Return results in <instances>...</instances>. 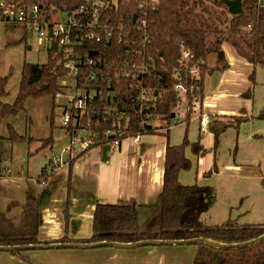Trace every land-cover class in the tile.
Segmentation results:
<instances>
[{
    "label": "trees",
    "instance_id": "1",
    "mask_svg": "<svg viewBox=\"0 0 264 264\" xmlns=\"http://www.w3.org/2000/svg\"><path fill=\"white\" fill-rule=\"evenodd\" d=\"M261 1L244 0L243 11L238 15L230 14L224 0H158L155 7L150 5L143 10L137 7L136 1L133 0L128 4H122L118 11L112 12L113 21L119 22L124 17V23L130 27L131 39L127 43L117 41L97 43L86 40L82 45H74L72 52L81 55L83 61L88 51L89 54L92 52V55L99 53L106 57L108 63L120 54L122 60L119 64L122 65V62L127 60L132 63L131 67L134 64L140 67L146 64L147 72L142 77L135 76V73L131 77L121 73L119 80H114L110 87L105 81L92 80L93 70L89 67L77 73L76 87L86 92H95L88 117H84L83 120L84 126L92 135L100 136L92 145L83 149L78 157L92 147L110 146L115 137L105 139L104 132L107 129H127L130 136L137 133L141 135L156 133L161 129L151 124H147L145 129L138 126L140 120L145 118L138 111L137 95L141 88L163 92L159 100L145 109L144 115L150 117L158 115L169 126L176 105L172 73L179 63L182 45L193 53L194 62L200 64V77L194 80L193 84L202 98L206 75L215 71H225L229 67L224 50L225 43L231 44L236 53L253 66L249 78L254 81L255 68L257 66L264 68V4H261ZM13 3L19 7L38 4L44 11L55 8L74 11L82 0H13ZM9 25L23 27L24 37L27 38L24 26ZM211 54L217 57L214 67H208L207 64ZM67 55L66 48L58 50L54 45L48 49V59L45 63L25 62L22 66L18 93L12 103L3 101V98L9 94L7 90L9 76L0 74V121L9 116H16L24 109V103L28 98L51 96L55 99L56 94L62 91L61 81L68 73L63 65ZM112 75L113 73L107 74V76ZM110 91H115V104L111 101L107 104L102 99L103 94ZM109 106L116 107L117 111L107 112ZM54 111L53 106L51 123L54 121ZM123 113L126 115L121 119L120 115ZM258 118L264 119V108ZM9 128L10 140L13 142L26 140L25 136L20 135L13 126ZM226 128L227 125L224 124L215 130V146L219 142L220 134ZM65 129L69 135L74 134L71 126ZM165 134L168 135V132ZM2 138L0 134V140ZM187 147H191L195 155L202 153L201 141L198 139L196 142H190L187 133L180 144L167 143L162 196L155 211L147 214L143 210L144 207L135 201L130 203L98 201L93 214L91 236L75 241L132 243L148 239L187 240L205 237L218 243L234 244L263 235L264 223L239 225L233 220H228L222 224L206 225L199 220L198 205L204 187L198 183L186 185L179 180L182 170L192 168V160L186 154ZM75 159L70 158L68 163L72 165ZM215 170L216 168L206 172L205 175L209 176ZM69 182L66 219H69L67 212L71 193ZM261 183L264 188V178ZM16 204L17 202L10 203L8 210ZM39 208L38 199L27 200L24 212L17 222L0 213V246L74 241L67 235L53 241L40 240ZM196 245L198 250L194 260L197 264H264V239L252 245L230 249L216 248L203 242ZM24 251L15 250L11 253L31 263L28 256L22 254Z\"/></svg>",
    "mask_w": 264,
    "mask_h": 264
},
{
    "label": "crops",
    "instance_id": "2",
    "mask_svg": "<svg viewBox=\"0 0 264 264\" xmlns=\"http://www.w3.org/2000/svg\"><path fill=\"white\" fill-rule=\"evenodd\" d=\"M209 60L210 56L207 64L211 67ZM232 68L229 63L227 70L215 71L205 77L202 109L209 118L207 131L200 130L198 117L191 120L190 116L187 123L172 125L171 122L157 130L156 133L163 134V137L155 141L141 140L139 144L132 141L134 147L124 149L121 146L119 156L127 163L116 167L103 163L93 166L83 163L80 160L82 155L77 156L72 165L64 163L68 175L63 182L56 181L59 174L56 172L64 166L52 170L51 181L50 175L43 170L46 182L39 184L48 185L47 189L38 188L15 167V174H11L10 163L0 172V213L17 222L27 200L38 199L44 209L40 213L39 239L53 241L67 235L74 240L72 242L91 236L98 201H135L149 214L161 201L166 145L168 142L180 144L187 133L190 142L201 141L202 153L195 155L191 147H187L186 154L192 160V168L182 170L179 180L186 185L198 183L204 187L198 205L199 220L206 225L228 220L239 225L264 223V188L261 183L264 178V119L258 118L264 108V68H255L252 98L247 96L248 92H243V83ZM257 92L259 99L256 101ZM224 124L227 128L215 146V130ZM214 168L216 170L209 176L205 175ZM68 182L71 193L67 211L69 219H66L68 193L65 199L58 201L53 192L56 188L67 187L68 190ZM12 202L17 204L8 210ZM90 249L95 250L88 251ZM197 250L196 244H173L34 249L22 254L28 256L32 264H197L194 260ZM31 263L11 251H0V264Z\"/></svg>",
    "mask_w": 264,
    "mask_h": 264
},
{
    "label": "built area",
    "instance_id": "3",
    "mask_svg": "<svg viewBox=\"0 0 264 264\" xmlns=\"http://www.w3.org/2000/svg\"><path fill=\"white\" fill-rule=\"evenodd\" d=\"M130 1L133 0H82V3L74 11L61 8L44 11L38 4L19 7L13 1L6 4L0 0V20L4 23L24 26L27 37L32 33H37L38 42L40 44L47 42L48 48L54 45L58 50L66 48L68 55L63 65L68 73L66 78L61 81L62 91L56 94V98L64 93L63 88L68 86L67 78L71 75H75L76 78L77 73L86 67L93 70L92 80L96 82L105 81L109 87L114 80H119L121 73L128 77H131L133 73H135V76L142 77L147 72L146 64L141 65V67L134 64L131 67L132 63L128 60L127 62L123 61L122 65L119 64L122 60L120 54L116 55L111 63H108L106 57L101 56L99 53L90 55L88 51L86 59L83 61L81 55L72 52L74 45H82L86 40L97 43H111V41L127 43L131 39L130 27L124 23V17L119 22L113 21L112 12L118 11L122 4H128ZM134 1L141 10L149 8L150 5L155 7L154 5L158 2V0ZM83 30L85 32H82ZM114 68L116 69L113 71ZM108 73H113V75L107 76ZM200 74V64L194 62L193 53L182 45L179 63L172 73V86L176 98L172 119L177 123H187L189 117L194 114L199 118L200 130L205 132L208 129L209 118L202 109L203 98L193 84V81L198 79ZM76 89L80 90L77 87ZM80 91L84 94L74 97L70 107L63 108L61 106L63 110V127L71 126L74 132L68 149L70 153L74 151L76 143H79L82 149H86L100 137L98 134L92 135L89 133L83 122L84 117H88L90 103L94 100L95 92ZM106 94L102 96L105 103L108 104L111 101L112 104H115V91ZM100 95H102L101 92ZM162 95L163 92L141 88L137 95L138 111L145 118L140 120L139 128L145 129L146 125L150 124L151 117L150 115H144V111L151 103L159 100ZM108 109L107 112L117 111L115 110L116 107L113 106H109ZM125 115L124 113L121 114V119ZM80 133H84L85 136H81ZM104 136L105 139L115 137L110 145V150H112L115 147L120 148L126 139H132L135 144H139L142 135L137 133L130 136L127 129L119 128L117 130H105ZM74 137L77 139H74ZM42 176L41 182L44 184L46 177L45 174H42Z\"/></svg>",
    "mask_w": 264,
    "mask_h": 264
},
{
    "label": "rangeland",
    "instance_id": "4",
    "mask_svg": "<svg viewBox=\"0 0 264 264\" xmlns=\"http://www.w3.org/2000/svg\"><path fill=\"white\" fill-rule=\"evenodd\" d=\"M2 1L8 4L13 0ZM24 34L23 27L12 26L0 20V74L9 76L7 84L9 94L3 98L4 102H14L21 80L22 66L25 62L45 63L48 59L49 48L47 42L40 44L37 33H32L27 38L24 37ZM224 50L227 52L228 61L233 65L232 69L235 71L238 80L243 83V92H248L247 96L252 98V89L254 88L256 77L254 81L249 78L252 73L250 64L236 53L231 44L225 43ZM215 58V54L210 55L209 65L211 67L215 66ZM215 75H219V73ZM75 83V75H71L67 78L68 86L63 88L64 93L60 94L59 97L55 99L51 96L28 98L24 103V109L16 116H9L0 121V134L3 136L0 140V172L9 167L8 164L11 163V174H15V167L19 172L23 171V175L28 177L31 183L38 188L47 189L48 185L39 184L42 181L43 170H46L48 175H50L51 181L53 178V175H51L52 170L64 166V168L62 167L63 169L61 168V170L56 172V175L59 173L56 181L63 182L67 179L68 168L65 164L70 158L77 157L83 150L79 143H76L74 151L72 153L68 151L71 144V135L66 133V129L63 127L62 107H70L74 97L84 94L76 89ZM258 96L259 92H257L256 101L259 99ZM53 106L55 107V113L54 121L51 123L50 117ZM195 117L197 116L192 114L190 119L194 120ZM171 122L172 125H175L176 121L172 119ZM150 124L153 127L167 126V122L158 115L151 117ZM10 126H13L20 135L25 136L26 140L20 142L10 140ZM80 134L85 136L84 133ZM162 135L161 133L144 134L141 136V140L155 141L158 137H163ZM74 139L77 138L74 137ZM132 144V139H126L122 144L123 149L132 147ZM107 155L109 159L104 160L101 146H95L86 151L80 157V160L83 163L93 164V166L103 163L102 165H109L108 167H116L119 164L127 163L125 158L119 156L118 147L108 151ZM81 165L83 166V164ZM63 189L64 191H62ZM45 193H47V190ZM67 193V187L56 188L53 192L54 198L58 201L65 199ZM39 209L40 213L44 211L41 207ZM93 250L95 249L88 251Z\"/></svg>",
    "mask_w": 264,
    "mask_h": 264
},
{
    "label": "water",
    "instance_id": "5",
    "mask_svg": "<svg viewBox=\"0 0 264 264\" xmlns=\"http://www.w3.org/2000/svg\"><path fill=\"white\" fill-rule=\"evenodd\" d=\"M243 1L244 0H224L225 4L228 6V10L232 15H238L243 11ZM261 4H264V0L261 1ZM92 55V52L90 53ZM174 117V115H172ZM108 151H110V146H105L102 148L103 159L108 160L109 157L107 155ZM264 239V234L260 237L242 242V243H234V244H224L212 241L205 237L200 238H192L187 240H141L138 242L132 243H118V242H108L101 241L95 243H80V242H53L49 244H28V245H14V246H0V251H15V250H34V249H52V248H95L102 246H114V247H136L140 245H173V244H196L199 242L206 243L216 248L221 249H230V248H238L244 247L248 245L255 244Z\"/></svg>",
    "mask_w": 264,
    "mask_h": 264
}]
</instances>
